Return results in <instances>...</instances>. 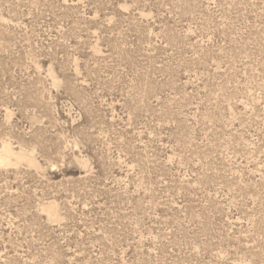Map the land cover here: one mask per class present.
Listing matches in <instances>:
<instances>
[{
  "label": "rangeland",
  "instance_id": "rangeland-1",
  "mask_svg": "<svg viewBox=\"0 0 264 264\" xmlns=\"http://www.w3.org/2000/svg\"><path fill=\"white\" fill-rule=\"evenodd\" d=\"M4 145L0 264H264V0H0Z\"/></svg>",
  "mask_w": 264,
  "mask_h": 264
},
{
  "label": "bare ground",
  "instance_id": "bare-ground-1",
  "mask_svg": "<svg viewBox=\"0 0 264 264\" xmlns=\"http://www.w3.org/2000/svg\"><path fill=\"white\" fill-rule=\"evenodd\" d=\"M27 162L30 165L37 166L39 164L36 163L34 158L31 155H27L22 152H15L9 145H4L3 148L0 150V166H8L11 165L13 162ZM39 167V166H38ZM54 206H50L48 208V212L52 218H57V212ZM49 216V217H50Z\"/></svg>",
  "mask_w": 264,
  "mask_h": 264
}]
</instances>
